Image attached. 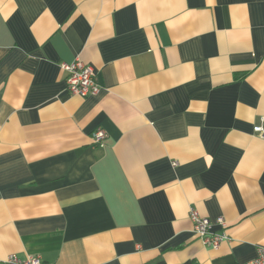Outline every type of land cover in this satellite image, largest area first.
<instances>
[{"label":"crops","instance_id":"crops-1","mask_svg":"<svg viewBox=\"0 0 264 264\" xmlns=\"http://www.w3.org/2000/svg\"><path fill=\"white\" fill-rule=\"evenodd\" d=\"M77 58L97 93L67 89ZM262 117L264 0H0V264L251 260ZM191 207L224 219L218 248Z\"/></svg>","mask_w":264,"mask_h":264},{"label":"built area","instance_id":"built-area-1","mask_svg":"<svg viewBox=\"0 0 264 264\" xmlns=\"http://www.w3.org/2000/svg\"><path fill=\"white\" fill-rule=\"evenodd\" d=\"M61 69L66 75L65 81L67 89L70 92L86 97L99 91L100 86L96 80L95 71L90 64L77 58L71 62L62 63ZM253 133L264 140V117L260 118L257 124H254ZM105 137L106 134L101 129L95 130L91 134V139L95 144H102ZM188 213L193 225V232L201 240L203 245L216 249L222 242L228 239L225 232L226 224L221 216L217 217L212 222L209 218L200 216L192 207L189 209ZM215 224L220 226V230H213ZM2 264L46 263L41 260V257L38 254L26 253L24 256L19 257L12 253L5 258ZM243 264H264V248L259 247L256 256Z\"/></svg>","mask_w":264,"mask_h":264}]
</instances>
